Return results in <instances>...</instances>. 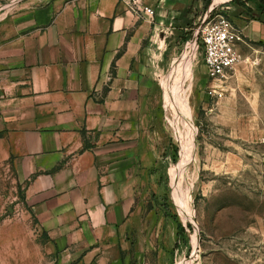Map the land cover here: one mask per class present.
<instances>
[{"label":"crops","instance_id":"0c3cea01","mask_svg":"<svg viewBox=\"0 0 264 264\" xmlns=\"http://www.w3.org/2000/svg\"><path fill=\"white\" fill-rule=\"evenodd\" d=\"M3 1L0 160L44 245L59 264H132L133 248L169 264L167 249L184 250L159 105L173 73L186 83L179 55L213 0H142L152 17L128 0ZM251 1L224 6L243 41L264 44V5Z\"/></svg>","mask_w":264,"mask_h":264},{"label":"rangeland","instance_id":"374dc122","mask_svg":"<svg viewBox=\"0 0 264 264\" xmlns=\"http://www.w3.org/2000/svg\"><path fill=\"white\" fill-rule=\"evenodd\" d=\"M237 46L239 63L218 82L222 97H208L200 54L186 83L178 73L164 82L159 110L174 142L167 210L184 250L176 256L167 249L169 264H264V44L245 39ZM44 239L0 160V264H59ZM132 250L139 254L132 264H158L157 248Z\"/></svg>","mask_w":264,"mask_h":264},{"label":"built area","instance_id":"2783aa9c","mask_svg":"<svg viewBox=\"0 0 264 264\" xmlns=\"http://www.w3.org/2000/svg\"><path fill=\"white\" fill-rule=\"evenodd\" d=\"M19 0H14V3ZM225 0L212 3L203 11L198 22L193 26L192 37L179 55L182 62L184 77L186 73L196 68L198 54L202 55V61L207 68V78L211 82L207 88L210 98L222 97L223 93L218 90L227 74L239 63L241 54L238 43L243 41L242 35L233 24L230 8L222 5ZM130 10L138 17H152L155 9L142 3V0H128ZM6 7L0 5V11ZM194 67V68H193Z\"/></svg>","mask_w":264,"mask_h":264},{"label":"trees","instance_id":"16d2710c","mask_svg":"<svg viewBox=\"0 0 264 264\" xmlns=\"http://www.w3.org/2000/svg\"><path fill=\"white\" fill-rule=\"evenodd\" d=\"M211 3V0H206V4H210Z\"/></svg>","mask_w":264,"mask_h":264}]
</instances>
